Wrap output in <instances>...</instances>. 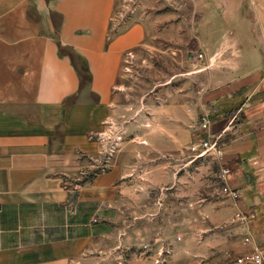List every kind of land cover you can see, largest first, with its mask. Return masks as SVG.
<instances>
[{
  "label": "crops",
  "instance_id": "1",
  "mask_svg": "<svg viewBox=\"0 0 264 264\" xmlns=\"http://www.w3.org/2000/svg\"><path fill=\"white\" fill-rule=\"evenodd\" d=\"M183 1L199 17L196 83L130 108L139 119L153 108V143L168 145L209 112L212 129L226 128L237 196L199 198L197 242L158 249L169 251L163 264H226L264 248V0H0V264H146L126 258L125 236L95 219L128 202L140 176L126 164L130 145L87 175L97 134L123 115L126 55L139 64L155 50H185L157 48L150 35L182 31L172 21ZM172 180L158 171L151 184Z\"/></svg>",
  "mask_w": 264,
  "mask_h": 264
},
{
  "label": "rangeland",
  "instance_id": "2",
  "mask_svg": "<svg viewBox=\"0 0 264 264\" xmlns=\"http://www.w3.org/2000/svg\"><path fill=\"white\" fill-rule=\"evenodd\" d=\"M182 4L184 7L175 16L176 20L172 21L182 24V31L153 32L150 35L157 48L165 49L174 41L185 50L169 51L168 55L165 51L155 50L152 61L133 63L126 70L124 85L127 91L122 100L123 115L113 119L122 128L124 143L122 142L110 164L115 163L117 155L129 144L131 151L126 164L139 172L140 176L133 183L125 207L105 209L103 213L99 211L95 216L97 222L106 223L125 236L126 258L133 254L146 264H154L161 245L170 243L169 247L173 248L176 242L181 243L188 238L197 242L199 198L204 197L206 201L222 200L227 204L231 201L222 191L216 162L210 158L193 160L188 150V145L197 137V133L196 136L194 133L197 113L190 120L189 127L177 130L179 141L168 145L153 143V108H142L144 112L139 110L142 113L141 119L130 108L134 104L138 107L144 105V96L148 99L150 95L153 96L152 106L160 105L163 101L160 102L161 97H155L157 90L169 88L179 91L195 85L199 67L196 60V28L199 17L196 10L189 6L191 3L183 1ZM93 163L94 166L87 176L99 173L102 169L100 156ZM158 171L173 173L174 180L154 187L151 180L153 173ZM181 185H187L188 188L181 190ZM91 206H94L93 210H98L96 203Z\"/></svg>",
  "mask_w": 264,
  "mask_h": 264
},
{
  "label": "built area",
  "instance_id": "3",
  "mask_svg": "<svg viewBox=\"0 0 264 264\" xmlns=\"http://www.w3.org/2000/svg\"><path fill=\"white\" fill-rule=\"evenodd\" d=\"M202 57V53L197 54V58L200 59ZM132 58L133 56L130 53L126 55L125 70H129V65L133 64ZM211 125L212 121L209 113L200 112L196 121L197 137L188 145V150L193 160L210 158L216 162L218 166L217 176L223 193L235 199L237 193L231 190L227 184L229 168L224 161V135L226 128L214 131ZM120 127V124L109 120L104 123V128L97 134L99 143L98 154L102 160L101 171H104L109 166L110 160L114 157L124 140L123 131ZM168 253L169 251L164 248L158 249L154 264L165 263ZM226 264H264V248L255 247L249 252L230 257Z\"/></svg>",
  "mask_w": 264,
  "mask_h": 264
},
{
  "label": "water",
  "instance_id": "4",
  "mask_svg": "<svg viewBox=\"0 0 264 264\" xmlns=\"http://www.w3.org/2000/svg\"><path fill=\"white\" fill-rule=\"evenodd\" d=\"M74 198V197H73Z\"/></svg>",
  "mask_w": 264,
  "mask_h": 264
}]
</instances>
